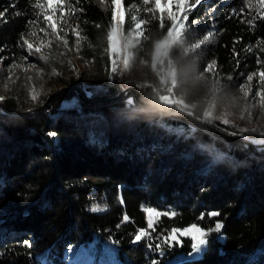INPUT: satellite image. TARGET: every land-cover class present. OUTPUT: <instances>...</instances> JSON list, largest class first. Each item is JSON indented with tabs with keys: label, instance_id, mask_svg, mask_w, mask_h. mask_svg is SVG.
<instances>
[{
	"label": "trees",
	"instance_id": "16d2710c",
	"mask_svg": "<svg viewBox=\"0 0 264 264\" xmlns=\"http://www.w3.org/2000/svg\"><path fill=\"white\" fill-rule=\"evenodd\" d=\"M34 3L0 0V11L9 9L0 20V61L27 57L41 67L36 78L26 77L36 90L35 101L23 92L0 96V264H74L67 248L80 244L97 246V253L107 245L110 257L104 264H151L152 259L158 264H264V109L252 99L258 77L247 81L264 70V21L254 20L256 9L248 6L256 0H202L188 13L198 38L214 32L191 57L194 71L214 60L217 76L206 74L208 82L223 78L220 83L227 86L218 98L190 96L193 115L152 107L148 85H158L159 77L150 62L155 42L170 26L166 13L162 34L159 13L140 11L152 4L122 0L126 12L150 21L144 26L149 39L133 50L128 68L119 63L121 71L112 75L104 51L111 0H65L75 10L67 16L69 24H79L85 39L77 53L71 33L68 49L52 38V46L42 49L47 61L21 47V37L33 44L49 38L40 31L42 10ZM130 23L126 18V29ZM179 55L173 48L168 58L175 61ZM141 60L149 61L146 79L116 95L125 87L123 74ZM249 83L252 91L245 100L239 86ZM79 90L96 101L82 100ZM109 96L114 97L100 99ZM229 103L227 116L213 114L221 119L205 122L209 106ZM240 128L249 131L241 135ZM143 207L170 213L150 232L153 244L175 226L196 223L208 230L219 222L222 227L208 232V244L198 255L182 257L191 251L185 235L160 256L148 247L147 237L133 242L145 229Z\"/></svg>",
	"mask_w": 264,
	"mask_h": 264
},
{
	"label": "snow or ice",
	"instance_id": "6c2138e0",
	"mask_svg": "<svg viewBox=\"0 0 264 264\" xmlns=\"http://www.w3.org/2000/svg\"><path fill=\"white\" fill-rule=\"evenodd\" d=\"M143 5L148 6L152 4L153 7H144L140 11L148 13H159V27L162 30L166 28L164 22L165 13L167 14L170 26L166 28V35H163L162 39H158L155 42L156 54L152 56L150 67L154 72L155 76L159 77L158 85L155 83L149 84V87L153 88L152 96V107L157 110H178L184 112L186 110L188 115L194 113L189 110L194 105L189 103L188 98L190 96L199 97L203 95L205 98L211 95L213 98H218V94H225L227 86L220 83V79H214L209 84L208 77L206 74H211L214 78L217 76L216 62L213 60L206 64L201 72L194 71V64L191 61L192 56H198L202 46L209 42L214 37V32L209 31L202 38H198L194 29L189 25L188 13L196 9L202 0H142ZM250 9H256V15L254 20L264 21V0H256L255 4L249 3ZM35 9L42 10V21L43 27L40 31L45 36L49 37L47 41H41L39 44L30 43L28 39L21 37L22 48H26L28 55H36L39 60L47 61L46 56L42 49L51 47L53 39L57 42V47L63 45L65 49L69 48V33L75 37V51L79 53L81 42L85 37L79 30V24L72 26L69 24L67 16H73L75 10L71 7H66L65 0H35ZM111 19L109 23V31L107 33V43L104 51L107 53L111 67V74L115 75L121 69L118 67L119 63H122L125 68H128L130 61L133 59L134 51L139 50L144 46V41L149 39V36L144 30V26L150 23L149 20L141 19L135 15H130L126 12V9L122 3V0H111ZM9 11L5 8L0 11V20L4 19L6 13ZM59 13V15H57ZM126 18L131 20L128 24L127 29ZM37 21H30L35 24ZM195 23L194 21L192 22ZM247 23L253 24V20H248ZM100 27V25H96ZM63 33V35H61ZM31 35L35 36L33 32ZM178 48L180 50L179 57L173 61L169 59L170 50ZM264 51V49H261ZM27 59V57H25ZM257 64H261L262 61L257 56ZM141 63L148 65V60H141ZM159 65V68L157 67ZM36 67L35 64L31 65ZM254 77H258L257 87L254 91L253 101L257 103L260 108L264 109V70H260L251 75L247 76V81L252 82ZM227 80L231 81L232 77L228 76ZM239 91L245 100L249 98L250 92L252 91V85L249 83L247 87L245 85L239 86ZM3 97H0L2 100ZM31 99L35 101L37 96L31 95ZM227 116V113H225ZM199 118V117H198ZM243 117H241L242 119ZM203 119L205 122L211 123L213 119H221L214 117L212 111L205 110ZM222 123L227 125L230 123L229 119L222 118ZM248 129H238L239 134H243ZM250 131H257V129H251ZM49 135H55L49 133ZM231 135H237V132H232ZM94 211L97 209H93ZM144 211L148 215L147 229H139L134 236V243L143 240L144 238L149 239L148 247L153 253H159L160 256L165 254V249L170 248L175 244H181L179 236H190L191 239V250L193 253H199L203 251V245L206 243L204 237L208 232H219L222 225L217 222L214 228L204 230L197 225L193 224L189 228L176 229L172 228L169 232L164 235L161 234L156 236L154 239L158 242L153 244L151 241L153 237L149 232V229L155 231L153 225L154 216H159L161 213L155 212L151 208H145ZM162 215H170V213H163ZM171 215H174L172 213ZM207 215L215 217L218 216L217 212H210ZM127 220V217H125ZM195 232L198 235H192ZM25 247H31L30 243L25 241ZM71 251V248L69 249ZM151 264H158L156 259H152Z\"/></svg>",
	"mask_w": 264,
	"mask_h": 264
},
{
	"label": "rangeland",
	"instance_id": "374dc122",
	"mask_svg": "<svg viewBox=\"0 0 264 264\" xmlns=\"http://www.w3.org/2000/svg\"><path fill=\"white\" fill-rule=\"evenodd\" d=\"M154 54H156L155 48H154ZM0 60H1V57H0ZM31 65L32 63L27 61L25 58H24V62L22 61L21 62H1L0 61V96L7 94L10 91L16 95H18L19 92H23V94H29V95L35 94L36 90L32 86H30L29 83L26 84V82H28V79L26 77L33 78L34 76V78H36L41 67L40 65H36V64H35L36 67H32ZM157 67L159 68V65H157ZM146 68L147 66L145 67L143 63H138V65L134 66L131 70H129L126 75L123 74L124 77L121 78V82L124 83L125 84L124 86L126 87V86H134L133 81H136V82L144 81L146 79L145 76L147 75V72L149 71V70L147 71ZM131 74L134 76H131ZM32 78L30 82H33ZM188 100H190V97L188 98ZM232 107H233V104L229 103L226 106V108L213 109L211 106H209L206 110L212 111L213 114H222L225 117V113L228 114ZM145 208H151L155 212L161 213V215L159 216L152 217L154 227L160 222L161 218L164 216L162 214L167 213L166 211L159 210L157 208L143 207L142 212H143V216L145 219V229H147V221L149 218L147 213L144 211ZM193 224L200 227L196 223H191L186 226H175L173 228L185 229V228H189ZM149 232H152V230L149 229ZM191 234L198 235L195 232H192ZM177 236L178 238L180 237L178 233H177ZM204 239L206 243L202 247L208 244L207 239L205 237ZM70 248H71V251L69 250ZM199 253H193L191 250L190 252H186L182 254V257L194 256V255H198ZM67 254L68 256L71 255L70 258L74 264H104L105 261H107L110 257L109 247L107 245L101 248V252L99 253H97V246L95 245L92 246V245H87V244H80L75 247L69 246L67 248Z\"/></svg>",
	"mask_w": 264,
	"mask_h": 264
},
{
	"label": "water",
	"instance_id": "95a60500",
	"mask_svg": "<svg viewBox=\"0 0 264 264\" xmlns=\"http://www.w3.org/2000/svg\"><path fill=\"white\" fill-rule=\"evenodd\" d=\"M69 87H70V88H71V87L78 88L76 85H71V86H69ZM129 88L134 89L133 86H126V87L122 88V89L120 90V92H119L118 94H116V95L123 94V93L125 92V90H127V89H129ZM78 94H79V97H80L82 100H84V101H89V102L96 101V99H89V98H86V97L82 94V92H81L80 90L78 91ZM116 95H114V96H116ZM114 96H109V97L100 98V99H101V100H102V99H111V98L114 97ZM137 97H138V96H137ZM5 109H6V108H5ZM7 110L11 111L10 109H7ZM249 148H250V149H253L252 146H250V145H249Z\"/></svg>",
	"mask_w": 264,
	"mask_h": 264
}]
</instances>
